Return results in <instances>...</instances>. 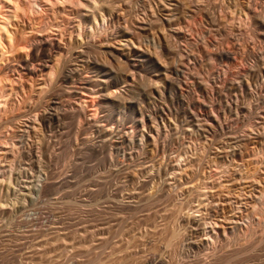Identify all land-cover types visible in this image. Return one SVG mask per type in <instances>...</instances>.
I'll return each mask as SVG.
<instances>
[{
    "label": "rangeland",
    "instance_id": "1",
    "mask_svg": "<svg viewBox=\"0 0 264 264\" xmlns=\"http://www.w3.org/2000/svg\"><path fill=\"white\" fill-rule=\"evenodd\" d=\"M37 1L0 0V264H264V0H172L177 21L156 19L140 38L156 44L152 32L163 30L180 46L181 57L160 56L184 69V101L171 97L179 84L164 87L149 58L119 84L130 96L102 104L97 118L101 79L120 73L109 45L124 37L120 27L138 31L135 19L163 15L162 0H102L104 18L95 20L85 17L91 0ZM220 43H235L236 60L215 56ZM65 65L73 76L58 81ZM151 77L158 89L147 87ZM187 99L217 113L213 132L174 113ZM139 108L156 117L144 126ZM123 131L154 141L139 147ZM234 135L246 146H232Z\"/></svg>",
    "mask_w": 264,
    "mask_h": 264
},
{
    "label": "bare ground",
    "instance_id": "2",
    "mask_svg": "<svg viewBox=\"0 0 264 264\" xmlns=\"http://www.w3.org/2000/svg\"><path fill=\"white\" fill-rule=\"evenodd\" d=\"M79 1H81V0H79ZM100 1H102V0H91V1H89L88 3H85L86 4V7H87V9H89L88 11V14H86L85 15V17L86 18H90L91 20H95V19H97L98 18V15L100 14V11H102L103 10V6H105L106 7V5H103L102 3H100ZM106 1H108V0H104V2H106ZM159 1V0H158ZM184 1V0H183ZM205 1V0H204ZM231 1V0H230ZM237 1V0H236ZM236 1H235V3H236ZM239 1V0H238ZM237 1V2H238ZM242 1V0H241ZM240 1V2H241ZM255 1H258V0H255ZM109 2V1H108ZM112 2H113V0H112ZM150 2V1H149ZM176 2H177V0H176ZM233 2V1H232ZM260 2V1H259ZM32 3H35V5H37V6H39V3H38V1L37 0H33V2ZM151 3V2H150ZM155 3H156V1H155ZM158 3V2H157ZM160 4H158V5H161L160 7H162V9H164L165 10V12L163 11V15H161V14H159L158 16L156 15V13H154L155 11H153L150 15L152 16L151 17V19L149 18L148 20H138V19H135L134 20V22H133V24H135V27L138 29V31H136V30H134L133 31V28L132 29H130L129 27H128V25H127V27H123L122 26V28L120 27V29H119V32H120V35L121 36H124V37H122V38H120L119 40H118V42H116V43H111L109 46V50H107V52L106 53H108L110 56H112V58L114 57L116 60H120L119 61V66H120V73L119 74H117L116 75V77L114 78V80L112 79H110V80H108L106 77H103V79H101V81L103 82L102 84H103V90L104 91H102V88L100 89L102 92H100V97H101V99H100V103L98 104V106H93V110H91L92 111V115L91 116H95V114L97 113V110H99V108H100V106H103L104 104H108L109 106L110 105H114V104H116V103H119L120 102V100H124L125 98H127V95H129V93L131 92V91H129L128 90V88H121V85L119 86V84L121 83V82H123L124 80H125V77H126V74L125 73H128L127 75H129V72H128V70H136V69H138V68H140L141 67V65H143L144 64V59H152L154 62H153V64L156 66V68H157V71L159 72V74L161 75V80H163V85H164V87H168V86H177V84H179L178 85V87H180L179 89L176 87V88H174L173 87V93H172V90L169 88V90H171V92L170 93H172V95H171V97L172 98H174V100H178V101H180V102H182L181 100H183L184 101V98H183V96H186L185 94H184V90H182L181 88H183L184 87V89L185 88H187L188 87V84H187V82L186 81H183L180 77H179V75L180 74H183L182 72H183V68H180V66H179V64L177 63V65L179 66H176L175 65V67L174 66H171V65H173L171 62H170V65H168L166 62H163L162 60H161V54L163 53V54H167L168 55V57H169V60L171 59V58H174L175 56H180L181 57V51H180V46H177V44L170 38V36H169V34L167 33V32H165V31H161V32H159V33H157V31H156V33L157 34H154L155 33V31L154 32H152L153 33V35H152V39H156L157 40V43L155 44V42H153L152 44H149V45H147L146 46V44L145 45H143V43H141V38H140V35L141 34H143L144 33V31L145 30H147V32H148V30H150V29H146V28H148V26L147 27H144L145 25H147V24H149V23H151V25H153L154 23H155V21H156V19H162V22L163 23H165V24H167L168 26L169 25H171V23L172 22H174L175 23V18L177 17H175L174 18V16H172L171 15V11H172V7H171V5L172 4H174V5H176L175 3H173L172 2V0H162V1H160L159 2ZM221 3V2H220ZM257 3V2H256ZM103 6H102V5ZM106 4V3H105ZM237 4V3H236ZM241 4V3H240ZM247 4V3H246ZM245 4V5H246ZM262 4V3H261ZM112 4L110 3H108V7H110ZM157 5V6H158ZM181 5V4H180ZM250 5V4H249ZM249 5H248V7H249ZM154 6V5H153ZM191 6H193V5H191ZM230 6V5H229ZM247 6V5H246ZM263 6V5H262ZM104 7V8H105ZM159 7V6H158ZM159 7V8H160ZM190 7V6H189ZM189 7H187L188 9H189ZM194 7V6H193ZM198 7V6H197ZM237 7V6H236ZM151 8H153L152 6H151ZM156 8V7H155ZM208 8V7H207ZM232 8V7H231ZM230 8V9H231ZM238 8H239V6H238ZM242 8V7H241ZM243 8H245V7H243ZM261 9H262V7H260ZM85 9V8H84ZM105 9H107V8H105ZM108 9H111V8H108ZM157 9V8H156ZM155 9V10H156ZM171 9V10H170ZM192 9V8H191ZM202 9V8H201ZM236 9V8H235ZM234 9V10H235ZM255 9V8H254ZM158 10V9H157ZM176 10V9H175ZM203 10V9H202ZM241 10V11H240ZM239 11L242 13H240L243 17H247V18H249L250 17V11L251 10H249V9H240ZM148 11V10H147ZM152 11V10H151ZM160 11V10H159ZM191 11V10H190ZM208 11V10H207ZM255 11V10H254ZM263 11V10H262ZM139 12V11H138ZM146 12V11H145ZM144 12V13H145ZM189 12V11H188ZM232 12H233V10H232ZM235 12V11H234ZM256 12H257V10H256ZM259 12V11H258ZM147 13V12H146ZM200 13H202V12H200ZM236 13V12H235ZM237 13H239V12H237ZM138 14V13H137ZM149 14V13H148ZM101 17H103L104 18V13H102L101 12ZM140 15V14H139ZM215 15V14H214ZM236 15V14H235ZM237 15H239V14H237ZM253 15V16H252ZM257 15H259L258 13H255V12H253L252 14H251V16L252 17H254V16H256L257 17ZM110 16V15H109ZM113 16V15H112ZM133 16V15H132ZM136 16V15H135ZM135 16H133V17H135ZM160 16V17H159ZM240 16V15H239ZM261 16V15H260ZM92 17V18H91ZM107 17V16H106ZM124 17V16H123ZM132 17V18H133ZM146 17H148V16H146ZM190 17V16H189ZM198 17V16H197ZM216 17V16H215ZM245 17V18H246ZM239 18H242V17H239ZM258 18H260V17H257V19ZM127 19V18H126ZM181 19V18H180ZM179 19V20H180ZM237 19V18H236ZM255 19V18H254ZM130 20V19H129ZM225 20V19H224ZM241 20V19H240ZM253 20V19H252ZM259 20H261V19H259ZM90 21V20H89ZM123 21V20H122ZM176 21H177V18H176ZM189 21V20H188ZM198 21V20H197ZM206 21V20H205ZM223 21V20H222ZM221 21V22H222ZM247 21H249V20H247ZM161 22V21H160ZM159 22V23H160ZM161 22V23H162ZM220 22V21H219ZM218 22V23H219ZM98 22H96V24H97ZM120 23V22H119ZM153 23V24H152ZM160 23V24H161ZM173 23V24H174ZM177 23V22H176ZM217 23V22H216ZM250 23V22H249ZM115 24V23H114ZM132 24V25H133ZM172 24V25H173ZM194 24H195V22H194ZM220 24V23H219ZM150 25V24H149ZM157 24H154L153 26L155 27ZM159 25V24H158ZM167 25H166V27H167ZM171 25V26H172ZM196 25V24H195ZM213 25V24H212ZM164 26V25H163ZM180 26V25H179ZM218 26V25H217ZM134 27V26H133ZM160 27V26H159ZM165 27V28H166ZM195 27V26H194ZM260 31H261V33H264V21L263 22H260ZM149 28H150V26H149ZM156 28V27H155ZM171 28V27H170ZM211 28V27H210ZM219 28V27H218ZM217 28V29H218ZM222 28V27H221ZM221 28H219V30L221 31ZM258 28V27H257ZM151 29H153L152 27H151ZM201 29V28H200ZM169 30V29H168ZM186 30H188V29H186ZM210 30V29H209ZM219 30H217L218 32H219ZM257 30V29H256ZM255 30V31H256ZM166 31H167V29H166ZM226 31V30H225ZM184 32V29H181V28H178V31H177V33H180V35L182 34ZM193 32V31H192ZM191 32V33H192ZM134 34L135 35V38L134 39H132V35L131 34ZM146 33V32H145ZM144 33V34H145ZM198 33V32H197ZM255 33V32H254ZM211 34V33H210ZM209 34V35H210ZM220 34V33H219ZM256 34V33H255ZM186 35V34H185ZM198 35V34H197ZM217 35V34H216ZM132 36V37H131ZM151 36V35H150ZM183 36V35H182ZM194 36V35H193ZM212 36V35H211ZM177 37V36H176ZM207 37V36H206ZM223 37V36H222ZM229 37V36H228ZM238 37V36H237ZM151 38V37H150ZM149 38V39H150ZM220 38V37H219ZM226 39H227V37H225ZM190 39V38H189ZM205 39H207V38H205ZM225 39V40H226ZM230 39V38H229ZM155 40V41H156ZM219 40V39H218ZM224 40V41H225ZM217 41V40H216ZM215 41V42H216ZM261 41V40H260ZM112 42V41H111ZM144 42V41H143ZM149 42H151L150 40H149ZM211 42V41H210ZM109 43V42H108ZM189 43V42H188ZM229 43V42H228ZM87 44V43H86ZM148 44V43H147ZM240 44V43H239ZM85 45V44H84ZM197 45H198V43H197ZM237 45V44H236ZM250 45V44H249ZM83 46V45H82ZM88 46V45H87ZM93 46H94V44H93ZM234 46H235V43H234ZM233 46V47H234ZM85 47V46H84ZM184 47V46H183ZM232 46H230V47H228V46H224V44L223 43H220L219 44V46H217V48H216V50L214 51V54H215V56H217L220 60H222V62L223 61H228L229 59H231V58H235L236 56H235V50H234V48L232 49L231 48ZM244 47L245 48H247L248 47V44H245L244 45ZM253 47V46H252ZM83 48V47H82ZM81 48V49H82ZM158 48V49H157ZM264 48V47H263ZM90 49V48H89ZM181 49H183V48H181ZM207 49V48H206ZM238 49V48H237ZM254 49H255V47H254ZM80 50V49H79ZM85 50V49H84ZM208 50V49H207ZM245 50V49H244ZM246 50H248V49H246ZM245 50V51H246ZM87 51V50H86ZM89 51V50H88ZM94 51V50H93ZM238 51V50H237ZM242 51V50H241ZM249 51V50H248ZM262 51V50H261ZM90 52V51H89ZM197 52V51H196ZM200 52V51H199ZM251 52V51H250ZM256 52V51H255ZM201 53V52H200ZM86 54H88L87 52H86ZM107 54V55H108ZM181 54V55H180ZM82 55V54H81ZM85 55V54H84ZM241 55V54H240ZM247 55V53L245 52V55H243V58L245 57ZM47 56V55H46ZM97 56V55H96ZM163 56V55H162ZM197 56V55H196ZM195 56V57H196ZM200 56V55H199ZM203 56V55H202ZM250 56V55H249ZM261 56V55H260ZM48 57V56H47ZM81 57V56H80ZM84 57V56H83ZM94 57V56H93ZM167 57V58H168ZM178 57L176 58V59H178ZM213 57V56H212ZM107 58V57H106ZM111 58V59H112ZM183 58V60H184V57H182ZM202 58V57H201ZM246 58H248V57H246ZM78 59V58H77ZM103 59V58H102ZM197 59V58H196ZM206 59V58H205ZM264 59V58H263ZM84 60H86V59H84ZM107 60V59H106ZM109 60V59H108ZM107 60V61H108ZM139 60V61H138ZM167 60V59H166ZM165 60V61H166ZM183 60H182V62H183ZM198 60V59H197ZM235 60H236V58H235ZM244 60V59H243ZM34 61V60H33ZM33 61H31L30 62V65H32V62ZM85 62V61H84ZM100 62V61H99ZM110 62H111V60H110ZM181 61H179V63H180ZM181 62V63H182ZM233 62V61H232ZM108 63V62H107ZM115 63V62H114ZM146 63V62H145ZM149 63V62H148ZM147 63V64H148ZM187 63V62H186ZM228 62H226V64H227ZM236 63H237V61H236ZM258 63V62H257ZM69 64V63H68ZM90 64V63H89ZM118 64V63H117ZM150 64V63H149ZM153 64H151V66L153 65ZM183 64V63H182ZM222 64V63H221ZM29 65V64H28ZM84 65V64H83ZM233 65V64H232ZM239 65V64H238ZM85 66H86V64H85ZM149 66V65H148ZM227 66V65H226ZM259 66L261 67V65L259 64ZM115 67V66H114ZM182 67V66H181ZM233 67V66H232ZM236 67V66H235ZM31 68V67H30ZM116 68V67H115ZM130 68H132V69H130ZM189 68V67H188ZM225 68V67H224ZM230 68V67H229ZM91 69V68H90ZM183 69V70H182ZM227 69V68H226ZM231 69V68H230ZM62 71H60L61 73L59 74V78H58V81L61 79V81H63V80H69V79H71L70 78V76H73V73L74 72H72L73 71V69H70L69 67H67L66 65H65V67H63V69H61ZM80 70V69H79ZM132 70V71H133ZM199 70H200V68H199ZM186 71V70H185ZM226 71V70H225ZM224 71V72H225ZM232 71V70H231ZM259 71V70H258ZM87 72V71H86ZM134 72H136V71H134ZM139 72V71H138ZM223 72V73H224ZM228 72V71H227ZM226 72V73H227ZM250 73V72H249ZM256 73V72H255ZM259 73H261L262 74V72H259ZM259 73H257L256 75H258ZM106 74V73H105ZM133 74V73H132ZM136 74V73H135ZM227 74H229V73H227ZM160 75H159V77H160ZM184 76H186L185 74H183ZM193 75V74H192ZM195 75V74H194ZM222 75V74H221ZM224 75H226V74H224ZM254 73H250V75H249V77H252V78H254L255 76H256ZM75 76V75H74ZM82 76V74L80 73V78L82 79H84L86 82L88 81V82H91V80L92 79H90V78H87V77H81ZM143 76V75H142ZM184 76H182V78L184 77ZM204 76V75H203ZM209 76V75H208ZM260 76V75H259ZM99 77V76H98ZM134 77H136V75L134 76ZM133 77V78H134ZM189 77V76H188ZM224 76H222V78H223ZM226 77H228V75L227 76H225L224 77V79H226ZM74 78V77H73ZM112 78V77H111ZM142 78V77H141ZM190 78V77H189ZM201 78H203V77H201ZM205 78V77H204ZM221 78V77H220ZM219 78V79H220ZM229 78V77H228ZM258 78V77H257ZM76 79V78H75ZM73 80V79H72ZM96 80H98V79H96ZM216 80V79H215ZM230 80V79H229ZM257 80V79H256ZM64 81V82H65ZM71 81V80H70ZM76 81V80H75ZM94 81V80H93ZM125 81H127V80H125ZM219 81V80H218ZM190 82H193V81H190ZM210 82V81H209ZM73 83V82H72ZM100 83V82H99ZM98 83V84H99ZM123 83H125V82H123ZM129 83H131V81H129ZM159 83V82H158ZM189 83V82H188ZM200 83V82H199ZM205 83V82H204ZM207 83V82H206ZM205 83V84H206ZM226 83V82H225ZM235 83V82H234ZM77 84V83H76ZM122 84V83H121ZM259 84H260V82H259ZM75 85V84H74ZM144 85V84H143ZM146 85H147V87H157V89H158V84L154 81V78H149V79H147V82H146ZM161 85V84H160ZM226 85V84H225ZM242 85V84H241ZM135 86V85H134ZM195 86V85H194ZM201 86V85H200ZM202 86H203V83H202ZM222 86V85H221ZM224 86V85H223ZM258 86H260V85H258ZM70 87V86H69ZM102 87V86H101ZM144 87V86H143ZM155 87V88H156ZM190 87V86H189ZM261 87V86H260ZM224 88V87H223ZM232 88V87H231ZM136 89V88H135ZM154 89V88H153ZM160 89V88H159ZM164 89H166V88H164ZM193 90V87L192 88H190V90ZM262 89V88H261ZM162 90V89H161ZM167 90V89H166ZM186 90V89H185ZM195 90V89H194ZM263 90V89H262ZM262 90H261V93H262ZM153 91H155V90H153ZM165 91V90H164ZM187 92H186V94L189 92L188 90H186ZM157 92V91H156ZM155 92V93H156ZM160 92H162V91H159V93ZM166 92V91H165ZM201 92V91H200ZM199 92V93H200ZM167 93H169L168 91H167ZM208 93V92H207ZM214 93V92H213ZM253 92H251V94H252ZM255 93V92H254ZM195 94V93H194ZM241 94V93H240ZM243 94V93H242ZM259 94V93H258ZM190 95V94H189ZM217 95H219V91H218V94ZM221 95V94H220ZM227 95H229L228 93H227ZM232 95V94H231ZM249 94H247V96H248ZM255 95V94H254ZM130 96V95H129ZM262 96V95H261ZM154 97V96H153ZM190 97V96H189ZM203 97V96H202ZM221 97V96H220ZM232 97V96H231ZM249 97H250V95H249ZM263 97V96H262ZM193 99H194V95H193V97H192ZM233 98V97H232ZM156 99V98H155ZM170 99V98H169ZM196 99V98H195ZM257 99V98H256ZM126 100H128V99H126ZM130 100V99H129ZM135 100V99H134ZM159 100V99H158ZM165 100V99H164ZM171 100V99H170ZM188 100V102H189V104L188 105H185L184 106V103L183 104H181L180 103V105L179 106H177V107H175V114L176 115H179V114H182V115H184V120L186 121V125H191V124H193L194 123V121H197V124H199V129L201 130V131H205V132H207V131H209V130H207V129H210V130H212V132H213V130H215V125H217V113L216 114H211V113H209L206 109V105H205V103L204 104H202V103H200V106H201V108H202V112H200V111H196V109H195V105H196V101L194 102V100H192V99H187ZM200 100V99H199ZM222 100V99H221ZM233 100V99H232ZM173 101V100H172ZM178 101L176 102V103H178ZM220 101V100H219ZM127 102V101H126ZM165 102H167V101H165ZM174 102V101H173ZM187 102V101H186ZM185 102V103H186ZM55 104L57 103L56 101L54 102ZM133 103V102H132ZM144 103V102H143ZM142 103V104H143ZM197 103H199V102H197ZM207 103V102H206ZM209 103V102H208ZM214 103V102H213ZM213 103H212V105H213ZM220 103H221V108L224 110V111H227V112H232L234 109H235V103L233 102V101H229V100H226V102H223V101H220ZM103 104V105H102ZM145 104V103H144ZM179 104V103H178ZM90 105V104H89ZM92 105V104H91ZM117 105V104H116ZM175 105V104H174ZM198 105V104H197ZM211 105V106H212ZM216 105V104H215ZM58 106V105H57ZM176 106V105H175ZM55 107V106H54ZM53 107V108H54ZM140 107H141V105H140ZM146 107V106H145ZM169 107V106H168ZM220 107V106H219ZM74 108V107H73ZM105 108V107H104ZM62 109V108H61ZM77 109V108H76ZM86 109V108H85ZM103 109V108H102ZM212 109V108H211ZM239 109V108H238ZM63 110V109H62ZM152 110V109H151ZM169 110H170V108H169ZM61 111V110H60ZM77 111V110H76ZM51 112V111H50ZM67 112V111H66ZM138 112L139 113H137V111H136V113L137 114H141V116L143 117L141 120H142V123H143V121L145 120V121H151L152 119H153V117L155 116V111H149V113L148 114H145L144 112H143V110H142V108H139V110H138ZM171 112V111H170ZM216 112V111H215ZM264 112V111H263ZM54 113H56V112H54ZM58 113V112H57ZM103 113V112H102ZM220 113V112H219ZM237 114H238V112H236ZM64 114V113H63ZM80 114H82V113H80ZM99 114V113H98ZM232 114V113H231ZM169 116V115H168ZM54 117V116H53ZM76 117V116H75ZM96 117V116H95ZM156 117V116H155ZM154 117V118H155ZM176 117H178V116H176ZM181 116H179V118H180ZM183 117V116H182ZM97 118V117H96ZM95 118V119H96ZM263 118V117H262ZM81 119V118H80ZM100 120V119H99ZM154 120V119H153ZM156 120V119H155ZM200 120H203L204 122H201ZM211 120V121H210ZM206 121H208V123L206 122ZM82 122V121H81ZM178 122V121H177ZM176 122V123H177ZM222 122V121H221ZM140 123V122H139ZM138 123V124H139ZM148 123V122H147ZM149 123H151V122H149ZM218 123H220V122H218ZM258 123V122H257ZM260 123V122H259ZM262 123V122H261ZM103 124V123H102ZM93 125V124H92ZM99 125V124H98ZM105 125V124H104ZM103 125V126H104ZM114 125V124H113ZM117 125V124H116ZM125 125V124H124ZM143 125L145 126L146 124L145 123H143ZM177 125V124H176ZM185 125V126H186ZM188 125V126H189ZM196 125V124H195ZM222 125V124H221ZM220 125V126H221ZM106 126V125H105ZM140 126V125H139ZM157 126V125H156ZM178 126V125H177ZM218 126V125H217ZM223 126V125H222ZM127 127V126H126ZM195 127V126H194ZM257 127H259V126H257ZM121 128H122V126H121ZM125 128V127H124ZM123 128V129H124ZM165 128H166V126H165ZM175 128V127H174ZM178 128V127H177ZM176 128V129H177ZM90 129V128H89ZM100 129V128H99ZM109 129V128H108ZM193 129V128H192ZM199 129H197V131L199 130ZM112 130V129H111ZM144 130H145V128H144ZM151 130V129H150ZM169 130V129H168ZM189 130H191V129H189ZM196 130V129H195ZM195 130H193V131H195ZM224 130H225V128H224ZM82 131V130H81ZM93 131V130H92ZM109 131V130H108ZM118 131H119V129H118ZM180 131V130H179ZM122 132V131H121ZM159 132V131H158ZM211 131H210V133H212ZM260 132H263L262 130L260 131ZM104 133V135H106V133L105 132H103ZM192 133V132H191ZM122 134H124V136H126V137H129V136H131V134H133L132 132H131V134H129V131H123V133ZM198 134V133H197ZM262 134V133H261ZM264 134V133H263ZM262 134V135H263ZM181 135V134H180ZM211 135V134H210ZM238 135V134H237ZM237 135H234L235 137H233L232 136V140H231V142H233V144H232V146H234V147H236L237 145H245L247 142H246V137L244 138V137H238ZM242 135V134H241ZM259 135V134H258ZM123 136V135H122ZM151 136L152 135H150V134H148L146 131H142V135H141V137L139 138V137H137V136H131V138L129 139L130 140V142L131 143H133V144H135V145H137V146H139V147H143L146 143H153V141H154V139H152L151 138ZM206 136V135H205ZM244 136V135H243ZM248 136V135H247ZM98 137V136H97ZM114 137V136H113ZM153 137V136H152ZM157 137V136H156ZM207 137V136H206ZM250 137V136H249ZM261 137V136H260ZM109 138V137H108ZM154 138V137H153ZM111 139V138H110ZM125 139V138H124ZM206 139H208V137L206 138ZM109 140V139H108ZM116 141V140H115ZM157 141V140H156ZM155 141V142H156ZM162 141V140H161ZM228 141V140H227ZM230 142V141H229ZM231 142H230V145L229 146H231ZM246 142V143H245ZM156 144V143H155ZM165 144V143H164ZM148 145V144H147ZM156 146V145H155ZM231 146V147H232ZM246 146V145H245ZM113 147V146H112ZM147 147V146H146ZM150 147V146H149ZM222 147V146H221ZM238 147V146H237ZM236 147V148H237ZM241 147V146H240ZM243 147V146H242ZM121 148V147H120ZM236 148H235V150H236ZM157 149H160V144H158L157 145ZM164 149V148H163ZM169 149V148H168ZM243 149V148H242ZM221 150H223V149H221ZM230 150V149H229ZM233 151L232 152V155L234 154V153H236V151ZM136 151H138V150H136ZM127 152V151H126ZM159 152H160V150H159ZM164 152V151H163ZM167 152H168V150H167ZM231 152V151H230ZM133 153H134V151H133ZM139 154H140V151H139ZM157 155H158V153H157ZM236 156V155H235ZM234 156V157H235ZM143 157V156H142ZM233 157V156H232ZM134 158V157H133ZM236 158V157H235ZM235 158H234V160H235ZM158 161V160H157ZM124 162V161H123ZM160 163V162H159ZM162 164V163H161ZM125 165V164H124ZM154 166V165H153ZM120 166H118V168H119ZM122 167V166H121ZM127 168V167H126ZM128 170V169H127ZM151 171V170H150ZM161 173H162V171H160ZM123 173V172H122ZM159 173V172H158ZM151 174V173H150ZM162 175V174H161ZM155 177V176H154ZM109 180V179H108ZM157 181V180H156ZM155 183V182H154ZM145 184V183H144ZM125 185V184H124ZM153 185V184H152ZM118 187V186H117ZM138 187V186H137ZM140 187V186H139ZM150 187V186H149ZM109 188V187H108ZM124 190V189H123ZM162 191V190H161ZM125 193V192H124ZM142 193V192H141ZM151 195V194H150ZM116 199V198H115ZM118 201V200H117ZM235 222V221H234ZM237 222V221H236ZM235 222V223H236ZM234 223V224H235ZM237 226V225H236ZM180 242V241H179ZM179 242H178V244H179ZM183 242V239L181 240V243Z\"/></svg>",
    "mask_w": 264,
    "mask_h": 264
}]
</instances>
